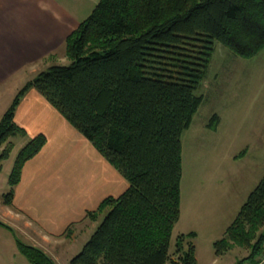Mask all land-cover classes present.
<instances>
[{"label":"trees","instance_id":"1","mask_svg":"<svg viewBox=\"0 0 264 264\" xmlns=\"http://www.w3.org/2000/svg\"><path fill=\"white\" fill-rule=\"evenodd\" d=\"M217 43L244 59L264 50V0H99L67 37L70 63L39 72L3 114L0 163L14 149L11 139L28 135L15 113L35 88L129 184L87 212L103 220L70 264H199L197 233L172 237L181 217L183 136L204 103L198 90ZM220 122L214 113L206 127L217 131ZM46 142L36 135L17 154L6 205ZM17 244L31 264H56L43 249ZM235 247L250 250L241 262L258 263L264 253V176L214 242L217 257Z\"/></svg>","mask_w":264,"mask_h":264},{"label":"crops","instance_id":"2","mask_svg":"<svg viewBox=\"0 0 264 264\" xmlns=\"http://www.w3.org/2000/svg\"><path fill=\"white\" fill-rule=\"evenodd\" d=\"M98 2L0 0V120L28 81L51 65L66 62L67 37ZM55 57L61 61L45 63ZM6 94L9 105L1 103ZM15 122L28 134L21 138L22 146L39 134L47 142L24 165L12 204L0 203V221L47 252L48 246L63 239L69 226L81 224L88 211L109 196L121 195L129 184L35 88L20 102ZM208 175L192 180L186 190L182 184L177 226L182 223L181 231L196 232L197 238L199 231L214 238L223 235L243 204L238 202L236 179L219 178L214 172Z\"/></svg>","mask_w":264,"mask_h":264},{"label":"rangeland","instance_id":"3","mask_svg":"<svg viewBox=\"0 0 264 264\" xmlns=\"http://www.w3.org/2000/svg\"><path fill=\"white\" fill-rule=\"evenodd\" d=\"M56 61L61 60L56 57L49 58L45 63ZM69 63L66 57V62L62 65ZM198 94L205 96L204 103L195 115L190 129L183 136L184 190L192 180L204 178L214 172L219 178L229 176L236 179L238 202L244 203L264 176V50L254 58L244 59L217 43L207 76ZM1 103L9 105L7 94ZM214 113H218L221 118L217 131L206 127ZM21 138L11 139L14 149L10 158L0 163V170L3 166L0 173V203L10 191L9 176L17 154L23 147L19 143ZM0 147L1 155L6 145ZM243 150L247 151L245 157L235 159ZM102 220L103 217L97 222L86 219L81 224L74 225L69 235H64L63 239L47 247V253L56 264H70L71 259L81 252ZM181 230L182 223L178 226L176 224L173 242L179 233H188ZM221 237L222 235L214 238L199 231V238L195 240L199 264H253L249 260L241 262L250 254L248 248L235 247L217 257L214 242ZM18 238L28 243L18 231L14 233L6 227L0 231V264H31L19 250ZM263 256L264 253L261 258ZM216 259L218 261L215 262Z\"/></svg>","mask_w":264,"mask_h":264},{"label":"built area","instance_id":"4","mask_svg":"<svg viewBox=\"0 0 264 264\" xmlns=\"http://www.w3.org/2000/svg\"><path fill=\"white\" fill-rule=\"evenodd\" d=\"M255 264H264V256L261 258V260L258 263Z\"/></svg>","mask_w":264,"mask_h":264}]
</instances>
